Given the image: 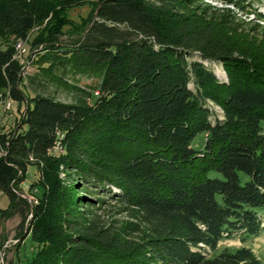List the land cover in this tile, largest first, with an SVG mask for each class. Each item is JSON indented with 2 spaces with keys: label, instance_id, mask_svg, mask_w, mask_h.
Returning a JSON list of instances; mask_svg holds the SVG:
<instances>
[{
  "label": "trees",
  "instance_id": "1",
  "mask_svg": "<svg viewBox=\"0 0 264 264\" xmlns=\"http://www.w3.org/2000/svg\"><path fill=\"white\" fill-rule=\"evenodd\" d=\"M220 1L0 0V104L23 106L13 126L0 112V222L21 218L27 264H264L221 247L264 229V15L253 23L228 8L246 15L245 0ZM40 79L81 96L31 90Z\"/></svg>",
  "mask_w": 264,
  "mask_h": 264
},
{
  "label": "rangeland",
  "instance_id": "2",
  "mask_svg": "<svg viewBox=\"0 0 264 264\" xmlns=\"http://www.w3.org/2000/svg\"><path fill=\"white\" fill-rule=\"evenodd\" d=\"M208 0H205L207 2ZM210 2L218 7L224 6L222 1L220 0H210ZM246 5L249 7L246 9L245 13L237 11L235 7H228L231 10H234L235 13L243 19L253 20V23H260L254 14L255 10L258 13L264 15V0H245ZM252 10V11H251ZM90 12L88 7H82L79 9H75L71 11V18L75 21H80L82 18L86 17ZM262 27H264V23H260ZM62 42L67 43L70 40L68 37H61ZM26 59H25V72L24 75L29 79V77H34L38 74V71L33 65L29 63V56L32 54V50L30 52V46L26 47ZM30 54V55H29ZM190 62L200 61L205 63L221 81L226 80V75L223 69V66L219 63H211L208 61H203L198 54H193L189 57ZM68 82L70 84H74L85 91H92L91 86L97 85V80L86 77V76H67ZM28 86L31 90L36 91L37 93L49 95L57 100L63 102H76L78 98L81 96V93L77 90L73 89H65L63 87L56 86L54 84H50L44 82L40 79V82L32 84L30 80H28ZM190 87L193 91H196L194 84H190ZM94 96H97L95 93ZM6 109V105L0 104V112L4 114V110ZM23 110V106L20 107L19 104L12 102V109L7 111L6 113V123L11 124L12 126L19 121L20 112ZM214 117L212 120L223 119V114L219 107H213ZM8 118V119H7ZM9 122V123H8ZM264 127V123H263ZM205 142V135H200L196 138L194 142V147L196 149H200ZM36 169L33 166L28 168L27 177L22 187L25 192L29 193L30 186L36 180ZM9 205V199L6 196L0 195V209H6ZM118 219H126L125 216H117ZM264 219V217H263ZM21 222V218L17 215L10 219L2 220L0 222V264H27L33 256L35 255V244L32 242L30 238H26L24 243L23 240H19V225ZM242 245L248 246L254 250V252L262 259L264 263V229L263 232L254 238H249L246 242L243 241L242 237L236 236L234 239L226 240L221 243V247L231 246V247H241Z\"/></svg>",
  "mask_w": 264,
  "mask_h": 264
},
{
  "label": "built area",
  "instance_id": "3",
  "mask_svg": "<svg viewBox=\"0 0 264 264\" xmlns=\"http://www.w3.org/2000/svg\"><path fill=\"white\" fill-rule=\"evenodd\" d=\"M16 49H17V56H16V58L23 61V57L27 53L26 44L25 43H22V42H19L17 44V46H16ZM5 105H6V109L4 110L5 112L6 111H10L12 109V101L11 100H7L5 102ZM56 149L57 150H60V151H63L62 148H60L59 146H57ZM0 195H1V192H0Z\"/></svg>",
  "mask_w": 264,
  "mask_h": 264
}]
</instances>
